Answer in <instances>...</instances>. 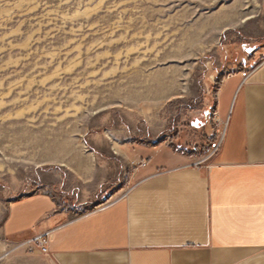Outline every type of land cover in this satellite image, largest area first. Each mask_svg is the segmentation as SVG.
Returning a JSON list of instances; mask_svg holds the SVG:
<instances>
[{"label": "rangeland", "instance_id": "374dc122", "mask_svg": "<svg viewBox=\"0 0 264 264\" xmlns=\"http://www.w3.org/2000/svg\"><path fill=\"white\" fill-rule=\"evenodd\" d=\"M263 60L264 0H0V232L33 194L110 205L148 155L205 166L221 86Z\"/></svg>", "mask_w": 264, "mask_h": 264}, {"label": "crops", "instance_id": "0c3cea01", "mask_svg": "<svg viewBox=\"0 0 264 264\" xmlns=\"http://www.w3.org/2000/svg\"><path fill=\"white\" fill-rule=\"evenodd\" d=\"M217 102L225 133L205 166L148 155L128 193L74 220L47 194L16 200L0 264H264V60ZM41 237L48 254L30 253Z\"/></svg>", "mask_w": 264, "mask_h": 264}, {"label": "built area", "instance_id": "2783aa9c", "mask_svg": "<svg viewBox=\"0 0 264 264\" xmlns=\"http://www.w3.org/2000/svg\"><path fill=\"white\" fill-rule=\"evenodd\" d=\"M223 137H222L221 141L213 147V149H212L213 152L211 154L212 156L219 151L221 144L223 142ZM35 250H38L39 253L42 255H47L49 252V250H48V239L46 237L37 238L34 241V245H33V247H31L30 251L35 252Z\"/></svg>", "mask_w": 264, "mask_h": 264}]
</instances>
